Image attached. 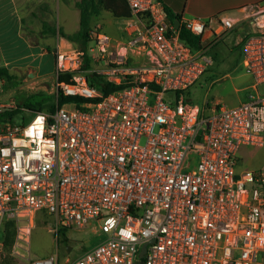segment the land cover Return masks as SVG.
<instances>
[{
  "label": "built area",
  "instance_id": "built-area-1",
  "mask_svg": "<svg viewBox=\"0 0 264 264\" xmlns=\"http://www.w3.org/2000/svg\"><path fill=\"white\" fill-rule=\"evenodd\" d=\"M126 1L127 40L97 26L87 51L107 60L99 73L109 82L128 86L101 95L83 72L85 52L62 39L58 91L100 99L54 113L20 107L30 120L0 119V232L15 221L12 251L28 264H264V161L237 169L241 147L264 153V7L253 8L255 31L241 45L255 93L236 106L200 108L185 96L213 63L208 49L180 40L161 0ZM183 23L204 39L205 20ZM129 52L145 62L128 64ZM2 106L0 115L18 109ZM41 212L56 239L91 225L105 237L76 258L33 259L28 245Z\"/></svg>",
  "mask_w": 264,
  "mask_h": 264
},
{
  "label": "crops",
  "instance_id": "crops-1",
  "mask_svg": "<svg viewBox=\"0 0 264 264\" xmlns=\"http://www.w3.org/2000/svg\"><path fill=\"white\" fill-rule=\"evenodd\" d=\"M81 0H0V68H6L21 79L22 73L33 80L44 79L49 73L56 75L55 51L64 34L72 35L80 28ZM182 20L201 18L207 22L204 34L206 43L218 35L231 38L235 46H241L244 38L255 31L250 16L255 7H264V0H161ZM102 11L95 15L92 23L104 29ZM230 19L233 28L225 31L222 20ZM247 29L244 35L237 29ZM122 42L128 36L121 30ZM64 33V34H63ZM75 44V43H74ZM77 45V44H76ZM250 78L251 74L246 73ZM65 78V77H64ZM254 79V78H253ZM264 161L263 150L259 147L243 146L237 157V169H258Z\"/></svg>",
  "mask_w": 264,
  "mask_h": 264
},
{
  "label": "rangeland",
  "instance_id": "rangeland-1",
  "mask_svg": "<svg viewBox=\"0 0 264 264\" xmlns=\"http://www.w3.org/2000/svg\"><path fill=\"white\" fill-rule=\"evenodd\" d=\"M102 23L104 29H101L110 38L115 41L121 39L122 32L125 25V19L113 18L110 14L103 15ZM92 23L93 30L97 27ZM124 31V30H123ZM247 29H237L235 33L244 35ZM212 45L209 49V55L213 59V63L208 70L201 77L199 82L190 89L187 100L203 108V104L208 102L214 105L220 102L227 106H236L242 102L247 101L249 93H255L252 89L254 79L250 78L246 73V69L242 63V49L241 46H235L231 38L224 40L222 36L219 39L213 38ZM94 43L93 36L89 45ZM107 60H98V56L92 58L91 63L95 71L99 73L107 67ZM127 62L134 64H143L145 59L137 54L129 52L127 54ZM101 74V73H100ZM63 80V75L61 76ZM56 75L49 73L41 80H33L27 77L24 72L18 84L14 85L6 79L0 77V105L6 109L20 108L26 97L37 93H46L49 95L57 94ZM260 90L264 91V86H260ZM11 106V107H10ZM70 107V106H67ZM20 110V109H19ZM17 121L21 122L23 119H31L32 115L29 113H16ZM51 225V218L43 212L38 213L34 220V228L30 238L28 247L30 248V256L33 259L46 258L53 254H60L63 261L65 257L76 258L82 250L100 243L104 239V234L99 230L97 225H91L87 228L79 230L67 231L66 239L62 242L56 239L55 235L49 231ZM4 238L3 230L0 232V241ZM68 247L73 250L68 252ZM28 264L24 258L13 254L12 247L10 249H3L0 255V264Z\"/></svg>",
  "mask_w": 264,
  "mask_h": 264
},
{
  "label": "trees",
  "instance_id": "trees-1",
  "mask_svg": "<svg viewBox=\"0 0 264 264\" xmlns=\"http://www.w3.org/2000/svg\"><path fill=\"white\" fill-rule=\"evenodd\" d=\"M78 7L81 10L80 28L78 32L67 35L64 37L77 44V46L85 52L83 72L86 74L90 86L96 88L101 95L105 96L117 90H121L128 86V80H122L121 83L115 84L109 82L105 75L98 73L94 70L91 57L87 51L89 43L91 41L92 27L91 20L95 15L100 14L102 11L110 12L115 18L126 19L131 17V10L126 0H81L78 3ZM166 13L167 22L175 28V22L180 21V27L177 29L180 40L192 50L198 51L203 48L209 49L212 44L204 46V39L192 33L183 23L182 16L180 14L173 13L167 7H164ZM213 46V45H212ZM210 47V48H209ZM213 58V57H212ZM128 64H132L128 62ZM0 77L6 79L8 82L14 85L18 84L19 78L11 74L6 68H0ZM100 98H85L79 95L70 96L64 95L62 91H58L57 94L49 95L46 93L32 94L26 97L21 107H25L30 111L49 112L54 113L57 108L64 106H75L77 108H84L85 104L89 102L98 101ZM20 112L19 108L12 112L0 115V119L12 118L16 116L17 112ZM45 214V213H43ZM4 249H10L14 243L16 224L15 221L9 220L5 223L4 229ZM67 231L61 230L59 233L58 240L62 242L63 238L66 239ZM5 264H9L7 261ZM141 264L142 261H141Z\"/></svg>",
  "mask_w": 264,
  "mask_h": 264
},
{
  "label": "water",
  "instance_id": "water-1",
  "mask_svg": "<svg viewBox=\"0 0 264 264\" xmlns=\"http://www.w3.org/2000/svg\"><path fill=\"white\" fill-rule=\"evenodd\" d=\"M175 27L178 29L180 27V21H176L175 22ZM205 44V43H204ZM70 249V247H69ZM145 251H146V245L143 246L141 252H140V258H143L144 257V254H145ZM138 264H141V261L138 262Z\"/></svg>",
  "mask_w": 264,
  "mask_h": 264
}]
</instances>
